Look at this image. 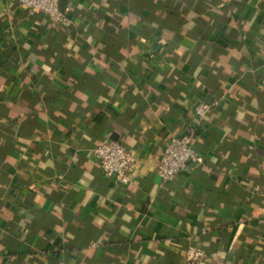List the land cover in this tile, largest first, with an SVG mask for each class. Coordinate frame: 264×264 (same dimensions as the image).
<instances>
[{"label": "crops", "instance_id": "obj_1", "mask_svg": "<svg viewBox=\"0 0 264 264\" xmlns=\"http://www.w3.org/2000/svg\"><path fill=\"white\" fill-rule=\"evenodd\" d=\"M66 9L0 0V264H264V0ZM189 129L205 162L164 182L163 138ZM107 140L139 158L128 185Z\"/></svg>", "mask_w": 264, "mask_h": 264}, {"label": "built area", "instance_id": "obj_2", "mask_svg": "<svg viewBox=\"0 0 264 264\" xmlns=\"http://www.w3.org/2000/svg\"><path fill=\"white\" fill-rule=\"evenodd\" d=\"M30 13H44L55 23L70 20L68 9L62 10L60 0H14ZM213 103L207 99H198L195 114L204 118ZM196 132L187 130L183 135H168L163 138V150L156 162L155 170L162 181H171L192 164H204L205 158L194 146ZM93 154L99 159L102 172L116 182L128 185L133 181L139 169V158L118 140H107L93 147ZM185 257L189 264H201L206 258L202 248L189 245L185 248Z\"/></svg>", "mask_w": 264, "mask_h": 264}, {"label": "water", "instance_id": "obj_3", "mask_svg": "<svg viewBox=\"0 0 264 264\" xmlns=\"http://www.w3.org/2000/svg\"><path fill=\"white\" fill-rule=\"evenodd\" d=\"M67 4V0H60V7L64 11Z\"/></svg>", "mask_w": 264, "mask_h": 264}, {"label": "trees", "instance_id": "obj_4", "mask_svg": "<svg viewBox=\"0 0 264 264\" xmlns=\"http://www.w3.org/2000/svg\"><path fill=\"white\" fill-rule=\"evenodd\" d=\"M44 14V13H43ZM47 16V15H46ZM48 17V16H47ZM63 24L65 23H69V21H67V22H62ZM10 58V55H5L4 57H3V60H4V63L7 61L8 62V59Z\"/></svg>", "mask_w": 264, "mask_h": 264}]
</instances>
